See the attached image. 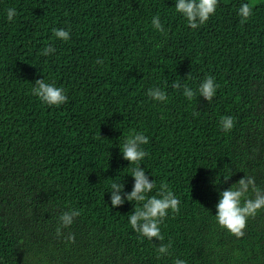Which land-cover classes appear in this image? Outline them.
Listing matches in <instances>:
<instances>
[{"label":"trees","instance_id":"obj_1","mask_svg":"<svg viewBox=\"0 0 264 264\" xmlns=\"http://www.w3.org/2000/svg\"><path fill=\"white\" fill-rule=\"evenodd\" d=\"M249 2L254 14L241 24ZM175 3L0 0V264H264V209L239 239L215 218L221 191L246 173L264 189V0H219L197 29ZM69 26L71 39L54 37ZM48 44L56 52L41 55ZM208 75L220 86L211 102L172 86L197 90ZM44 78L66 90L67 103L32 94ZM156 86L166 102L147 95ZM225 115L235 119L230 132ZM133 129L149 137L141 162L156 181L149 195L163 182L181 200L161 226L171 255L158 258L161 241L131 228L135 202L111 207L113 181L134 187L136 165L120 149ZM72 208L83 211L58 237Z\"/></svg>","mask_w":264,"mask_h":264},{"label":"clouds","instance_id":"obj_2","mask_svg":"<svg viewBox=\"0 0 264 264\" xmlns=\"http://www.w3.org/2000/svg\"><path fill=\"white\" fill-rule=\"evenodd\" d=\"M219 0H176L175 10L181 13L186 19L187 25L192 29H197L201 25L216 14ZM254 3H243L238 10V15L241 17V24L247 22L254 14ZM17 15L15 8L7 10L8 21H13ZM153 27L166 38L168 32L161 23L159 15L152 18ZM54 37L68 41L71 39V26L65 28H53ZM56 52L54 44H48L40 53L44 56H49ZM97 64L103 65V59H97ZM31 92L37 96L44 104L48 106H61L68 102L69 97L66 90L55 83L47 82L44 79H37L34 83ZM173 88L180 89L183 87V95L191 101L197 95L202 96L207 101L211 102L215 97L219 84L215 77L208 75L199 84L197 90L192 89L187 84L181 85L174 83ZM147 95L150 99L166 102L168 93L159 86L148 89ZM194 115H199L195 112ZM220 126L225 132H230L235 127V119L232 116H222L220 118ZM149 143V137L144 132H137L134 129L125 138L121 149L122 156L125 160L134 164L136 167L131 169V175L135 179L134 187L131 192H125V184L119 181H113L110 186L111 192V207L122 205L125 203V198L129 202H135L134 211L129 216L131 228L140 235L141 238L153 240V238L161 241L157 247L158 258L164 255H171L169 249L172 248V242L164 243L165 236L162 234L161 226L165 223V219L169 215L179 214L180 198L173 192L167 183H161L154 195H149L156 189L155 179L150 180L146 174L147 171L142 167L141 162L149 153L144 149L143 145ZM230 176L224 177L227 181ZM220 200L216 205L215 218L221 228L227 229L231 234L238 239L243 238L246 234L247 221L249 218H255L258 212L264 209V189H261L257 183L255 176L246 175L234 183L231 187L224 189L220 193ZM82 209H69L63 212L59 217V224L56 228V235L63 236V230L73 225L75 219L82 213ZM65 241L75 243V234L69 232L64 236ZM174 264H187L183 259L177 258Z\"/></svg>","mask_w":264,"mask_h":264}]
</instances>
